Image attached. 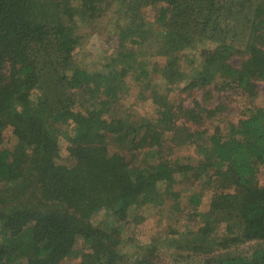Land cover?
Segmentation results:
<instances>
[{
	"label": "trees",
	"instance_id": "1",
	"mask_svg": "<svg viewBox=\"0 0 264 264\" xmlns=\"http://www.w3.org/2000/svg\"><path fill=\"white\" fill-rule=\"evenodd\" d=\"M109 14L119 31L114 56L100 68L78 62L77 28ZM196 40L215 45L198 66L182 53ZM130 78L150 87L155 118L122 103ZM259 83L264 0H0V264H64L79 240L81 264H127L119 246L130 210L165 201L188 211L179 246L188 257L264 264V105L245 106L225 134L221 123L211 133L205 126L221 105L168 99L181 84L254 99ZM9 128L13 149L4 146ZM185 146L195 147L196 164L169 158ZM188 176L211 188L205 213L204 194L175 188ZM99 214L104 221L95 225ZM219 222L227 228L216 242ZM156 249L142 247L131 264H154L147 257Z\"/></svg>",
	"mask_w": 264,
	"mask_h": 264
},
{
	"label": "rangeland",
	"instance_id": "2",
	"mask_svg": "<svg viewBox=\"0 0 264 264\" xmlns=\"http://www.w3.org/2000/svg\"><path fill=\"white\" fill-rule=\"evenodd\" d=\"M152 15V12L148 14L150 18H153ZM118 32L119 31L115 28V24L111 18V14L88 25H79L77 33L81 36V46L78 47L75 52L76 58L78 59L77 61L92 68H100L103 66L105 62L110 61V58L114 56V52L119 45ZM214 48L215 45L212 42H202L196 40L192 41L182 53L191 58L190 60L195 61L194 64L196 63V66H198L203 59L202 54L212 51ZM157 60L159 62L162 61L161 58L154 59L155 62H157ZM241 60V58L235 57L233 64L235 66H239ZM184 66L186 69L185 72L187 73L191 67L187 62H184ZM128 83V87L121 99L122 103L126 107L133 105V110L130 112L132 114H136L140 118H155L157 105L156 101H154V97H152L151 91L148 90L150 87L137 84L131 78ZM174 87L175 85L173 86L174 90L170 92L168 96V99L171 100L172 103L184 102L185 107L190 108L196 100L208 109H214L220 105L222 106V116L219 115L220 117L216 120L215 118L213 120H209V123L205 125L210 127V133L213 131L212 129L215 125L221 123L225 128L224 133L228 134L230 123H233L234 125L238 124V121L243 116V109L245 106L261 107L264 105L263 83H259L257 90L259 96L254 99L234 96L233 94L230 95L228 93L222 94L217 91L213 85L207 90L192 91H183L182 88H184V84L179 85V87L177 85V88ZM162 91L165 90L162 89ZM208 91L209 93H207ZM37 97L35 96L33 101H36ZM204 124L205 123H203V126ZM203 126L197 125L198 129H201ZM64 131L68 132V130L65 129ZM66 132L63 133L60 140L63 163L68 160L67 148L69 146V142L65 135ZM4 142V146L9 149H13L15 147L17 138L11 128L5 131ZM119 151H123L124 153V150ZM125 156L128 157V155ZM169 158L172 159L174 163H178L180 166L196 164L200 159L194 146H185L177 149ZM136 159L140 162L145 158H143V155L138 154ZM179 176L184 177L182 174L177 177ZM261 178L263 180V177ZM203 185V182H194L191 180V177L188 176L185 180H182L179 184H177L175 188L177 190L199 192L204 194V203L200 208V211L205 213L209 209V203L213 193L211 192V188H206ZM186 209L193 213L192 208L186 207ZM187 214L188 211L183 213L181 212V209H176L174 201H165L163 205L159 206L145 205L139 209L133 207L130 210V216L127 221L128 223L123 225L124 228L121 225L124 239L122 240L119 249L123 254H127L126 259H129L127 264L136 262L140 254H143V251L140 253V249L150 245L151 243L156 244L158 247L152 257H147L148 260H153L154 264H201V258L192 257V254L188 257L190 250L187 247H179L184 245V241H181L180 238L185 237L183 235H186L185 232L188 230V225L185 221L187 219ZM104 217L105 216L103 214L97 215L93 219V223L95 225H99L102 221H104ZM226 228V222H219V224L216 225L215 231L211 234V238L217 242L225 232ZM170 239L172 240L171 244L167 243L168 245H163V242ZM84 249V242L79 240L76 246L75 256L66 259L64 264H81L82 258L80 253H83ZM249 250H251L249 246H242L239 248V252L243 253H247Z\"/></svg>",
	"mask_w": 264,
	"mask_h": 264
}]
</instances>
